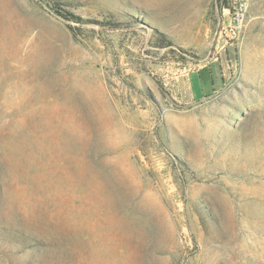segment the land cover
<instances>
[{"label":"rangeland","instance_id":"374dc122","mask_svg":"<svg viewBox=\"0 0 264 264\" xmlns=\"http://www.w3.org/2000/svg\"><path fill=\"white\" fill-rule=\"evenodd\" d=\"M0 264H264V0H0Z\"/></svg>","mask_w":264,"mask_h":264},{"label":"crops","instance_id":"0c3cea01","mask_svg":"<svg viewBox=\"0 0 264 264\" xmlns=\"http://www.w3.org/2000/svg\"><path fill=\"white\" fill-rule=\"evenodd\" d=\"M192 75V74H191ZM191 75H190V77H191ZM196 76V75H195ZM200 78H197V81H198V83H199V87H198V90H199V92L198 93H200L201 91H202V89H203V82L201 81V80H199ZM191 81V80H190ZM191 90H192V94L193 95H196V92H195V89H194V86L191 84Z\"/></svg>","mask_w":264,"mask_h":264},{"label":"trees","instance_id":"16d2710c","mask_svg":"<svg viewBox=\"0 0 264 264\" xmlns=\"http://www.w3.org/2000/svg\"><path fill=\"white\" fill-rule=\"evenodd\" d=\"M59 12V11H58ZM59 14V13H58ZM61 14V13H60Z\"/></svg>","mask_w":264,"mask_h":264}]
</instances>
